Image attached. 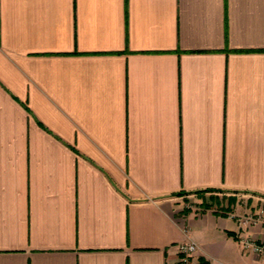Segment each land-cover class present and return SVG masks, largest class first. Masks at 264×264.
Returning <instances> with one entry per match:
<instances>
[{
    "label": "crops",
    "instance_id": "1",
    "mask_svg": "<svg viewBox=\"0 0 264 264\" xmlns=\"http://www.w3.org/2000/svg\"><path fill=\"white\" fill-rule=\"evenodd\" d=\"M259 211L264 0H0V264H264Z\"/></svg>",
    "mask_w": 264,
    "mask_h": 264
},
{
    "label": "built area",
    "instance_id": "2",
    "mask_svg": "<svg viewBox=\"0 0 264 264\" xmlns=\"http://www.w3.org/2000/svg\"><path fill=\"white\" fill-rule=\"evenodd\" d=\"M248 220L252 222L260 221L264 223V216L261 214H256L255 216L250 215L249 218L243 220V222L246 223ZM240 242L244 250H250L264 257V241H256L249 236H243ZM196 249L197 245L193 241L180 243L178 245L179 261L182 264H189L191 262V256Z\"/></svg>",
    "mask_w": 264,
    "mask_h": 264
},
{
    "label": "rangeland",
    "instance_id": "3",
    "mask_svg": "<svg viewBox=\"0 0 264 264\" xmlns=\"http://www.w3.org/2000/svg\"><path fill=\"white\" fill-rule=\"evenodd\" d=\"M202 196L200 194H196L194 196L191 197V199L189 200L190 203H188V208H194L195 205L198 204V202L200 203L201 201V198ZM209 197H212V199H217V201H221V202H224V199L227 197L225 194H223L222 192H219V193H209V194H204L203 195V198H209ZM191 205V206H190ZM190 206V207H189ZM251 214V213H250ZM256 214H261L262 216H264V212L262 211H259L257 213H253L251 215L255 216Z\"/></svg>",
    "mask_w": 264,
    "mask_h": 264
},
{
    "label": "trees",
    "instance_id": "4",
    "mask_svg": "<svg viewBox=\"0 0 264 264\" xmlns=\"http://www.w3.org/2000/svg\"><path fill=\"white\" fill-rule=\"evenodd\" d=\"M206 191H211V190H206ZM179 194H186V192H179ZM177 264H182V263L179 261ZM189 264H209V262L204 257H198L196 262H192L191 260Z\"/></svg>",
    "mask_w": 264,
    "mask_h": 264
}]
</instances>
